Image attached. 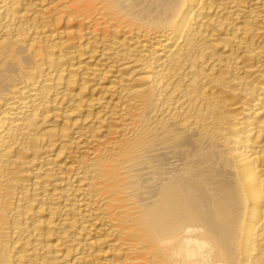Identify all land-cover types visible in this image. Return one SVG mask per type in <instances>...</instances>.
<instances>
[{
	"label": "bare ground",
	"instance_id": "obj_1",
	"mask_svg": "<svg viewBox=\"0 0 264 264\" xmlns=\"http://www.w3.org/2000/svg\"><path fill=\"white\" fill-rule=\"evenodd\" d=\"M0 264H264V0H0Z\"/></svg>",
	"mask_w": 264,
	"mask_h": 264
}]
</instances>
